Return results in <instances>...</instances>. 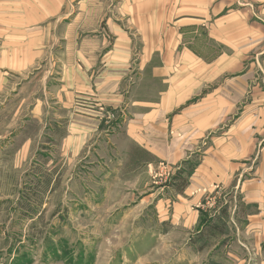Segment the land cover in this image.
<instances>
[{
  "label": "crops",
  "instance_id": "crops-1",
  "mask_svg": "<svg viewBox=\"0 0 264 264\" xmlns=\"http://www.w3.org/2000/svg\"><path fill=\"white\" fill-rule=\"evenodd\" d=\"M37 59L74 149L122 135L149 170L190 166L181 192L145 199L188 229L216 228L206 199H235L218 241L264 264V0H0V90Z\"/></svg>",
  "mask_w": 264,
  "mask_h": 264
},
{
  "label": "rangeland",
  "instance_id": "rangeland-1",
  "mask_svg": "<svg viewBox=\"0 0 264 264\" xmlns=\"http://www.w3.org/2000/svg\"><path fill=\"white\" fill-rule=\"evenodd\" d=\"M55 46L45 44L48 55ZM43 65L12 70L0 90V264H244L247 253L229 243L235 199H206L207 215L220 212L218 229L165 218L163 199L147 192H181L190 166L149 170L122 135L74 149L66 110L50 107Z\"/></svg>",
  "mask_w": 264,
  "mask_h": 264
},
{
  "label": "trees",
  "instance_id": "trees-1",
  "mask_svg": "<svg viewBox=\"0 0 264 264\" xmlns=\"http://www.w3.org/2000/svg\"><path fill=\"white\" fill-rule=\"evenodd\" d=\"M178 176L181 177V173L180 172L175 174V178L173 179V181L177 180ZM181 178H182V181H181L182 183H181L179 189H183L186 186V184H187V178L186 177H181Z\"/></svg>",
  "mask_w": 264,
  "mask_h": 264
},
{
  "label": "built area",
  "instance_id": "built-area-1",
  "mask_svg": "<svg viewBox=\"0 0 264 264\" xmlns=\"http://www.w3.org/2000/svg\"><path fill=\"white\" fill-rule=\"evenodd\" d=\"M163 174H164V170H163Z\"/></svg>",
  "mask_w": 264,
  "mask_h": 264
}]
</instances>
